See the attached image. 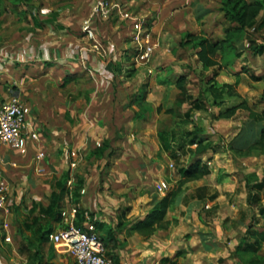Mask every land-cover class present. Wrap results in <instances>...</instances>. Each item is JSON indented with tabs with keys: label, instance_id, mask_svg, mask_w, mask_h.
<instances>
[{
	"label": "crops",
	"instance_id": "1",
	"mask_svg": "<svg viewBox=\"0 0 264 264\" xmlns=\"http://www.w3.org/2000/svg\"><path fill=\"white\" fill-rule=\"evenodd\" d=\"M115 1L144 17L157 42L146 68L135 74L133 70L125 80L111 78L122 75L127 67L126 59L130 57L124 49L129 45L131 20L116 14L91 19L95 38L108 46L104 54H99L91 45L94 41L82 31L95 2H64L66 7L62 2H41L36 24L31 22L29 31L14 33L12 53L0 48V82L38 70L45 77L65 76L70 83L84 67L95 72L92 84L96 89L91 97L63 99L66 106L61 112L62 128L48 125L44 132L64 136L62 151L68 159L71 141L74 148L85 149L91 146V139L98 143L103 137L105 158L75 163L82 180L78 204L84 210V224L93 218L112 228L114 240L105 247V255L113 264H155L158 258L176 264H264V242L255 243L254 235L255 231H264L263 199L258 195L260 200L251 203L249 196L254 183L264 184V173L260 176L257 170L247 167L257 161V155L242 153L259 139L264 120L242 115L245 109L241 107L233 113L228 111L242 101L248 105L264 102V78H252L264 76V51L256 53L250 48L251 42L264 46V9L246 28L248 32L238 44L240 55L234 62L205 69L198 57L199 48L186 47L189 57L182 54L180 42L185 32L212 40L224 37L228 21L223 18L221 0ZM33 3L38 2H30ZM58 6L64 7V14L59 13ZM203 24L208 33L202 32ZM192 75L196 83L190 84ZM212 75L217 83L233 89V94L218 104L202 97L203 82ZM178 76L185 77L187 93L200 99L201 107L181 97L176 85ZM81 102H88V108L80 109ZM37 112L47 114L41 108ZM48 114L55 116L54 111ZM236 118L243 121L236 124ZM176 123L179 127L173 131ZM184 124L188 127L186 132L180 130ZM36 129L42 131L39 126ZM159 129H169L183 139V152L178 151V157L185 158V162L179 167L199 160L208 172L187 180L176 172L167 174L165 159L170 158L163 151ZM200 139L204 140L202 144L206 140L220 142L221 151L198 152L193 141ZM31 142L24 152L0 143V177L7 184L9 206L8 212L0 210V264H74V257L63 245L50 241L48 235L74 223L76 204H63L58 221L41 213L59 179L53 175L57 162L53 156L46 164L40 159L34 162L33 155L39 157L35 148L38 141ZM173 151L168 150L170 154ZM32 170L34 175L29 173ZM180 180L185 184L183 191L163 217L170 222L169 228L156 233L155 244L144 241L133 224L149 214L153 199L174 190V183ZM72 182L69 179L67 184ZM158 184L165 186L164 193L156 190ZM248 247L253 251H248Z\"/></svg>",
	"mask_w": 264,
	"mask_h": 264
},
{
	"label": "rangeland",
	"instance_id": "2",
	"mask_svg": "<svg viewBox=\"0 0 264 264\" xmlns=\"http://www.w3.org/2000/svg\"><path fill=\"white\" fill-rule=\"evenodd\" d=\"M195 1H198V0H182V2H195ZM206 1L207 2H211V1L219 2L218 0H206ZM247 1L252 2L254 0H247ZM30 2H38V3L30 4ZM41 2H49V3L62 2L63 4H65V7H66V3L64 2H70L74 4H78V2H82V3L86 2V4H93L95 0H30L28 2H21L19 0H0V48L3 47L4 49L6 48L9 49V50H4L3 52L9 53L13 49L14 33H16L19 30L29 31L31 28L29 24L31 22H33L34 25L36 24V20L39 15V6ZM86 4L84 6H86ZM61 6H58V8L60 7L59 13L60 11H63L62 14H64V10H63L64 7H61ZM122 23L124 22L122 21ZM84 24L85 22L83 23V25ZM203 25L205 27L202 28V32L204 31L203 32L204 34L208 33L209 31H208L206 24H203ZM246 32L248 31L246 30ZM212 33H214V31H212ZM131 34H132V30L130 31L129 37L127 36L129 45L126 49H124L125 52H127L126 56H128L129 54L130 58L128 60L126 59L127 67L123 69L124 70L122 72L123 76L122 75L116 76V77L112 76L111 78L125 80V78H128L126 74L129 75L130 72H132L133 70H134L133 71L134 74L135 72L138 73L140 71L139 69L146 68L149 65V62L151 61V58L154 54L155 47L157 45V42L155 41L153 34L151 33L152 42L154 44L153 52L147 62H140V63H137L133 59L134 49H133V45L131 44ZM87 37L90 40L94 41V42H91V45L93 46L94 49L98 51L99 54H104L106 51V48L108 49V46H106L103 42L97 40V38L92 39L89 36ZM190 42L192 43L193 41H190ZM191 43H186L185 45H181L183 46V48L181 47L182 54H186L187 56L190 57L187 51L188 49H186V47L191 46ZM0 52H1V49H0ZM91 70H89L87 67L82 68L80 72L75 73V77H72V79L74 80H70V83L68 82L69 80H67V77L65 76L59 77L60 75L58 76L56 73H54L56 75L45 77L44 74H42V72L38 70L31 71L29 74H26V75L24 73L21 77H17V79H13L14 81L11 80L9 82L8 81H4L3 83L0 82V100L9 99L13 96H16L21 100L26 110L28 130L23 138L24 144L26 147L28 146L30 147V144L32 143L31 141L33 142L38 141L37 144L35 145V148L38 151V154H40L39 157H35L33 155L32 157L33 161L35 162L38 159H40L41 162L46 164L48 160H51L52 156L56 159L57 167L55 168L56 172L53 175L55 178H59L60 180H66L65 186H64V192L62 193V198L60 200L61 209H63V204H68V203L74 204L73 201L75 200V198H78V201L80 200V196L77 197L74 194L75 186L79 187L77 183H79L78 174H79L80 169H78L79 167L78 165H75L74 167H72L70 161L77 163L79 160H83V159L93 158L94 160L95 159L97 160L98 158H105L106 152H104V150L101 152L93 151L94 148H96L94 147L95 145L101 148L100 146L103 145V141H102L103 137L102 139L100 138L96 141L98 143L94 142L95 139H91V141H89L90 142L89 144H91V146L88 145L86 146L85 149H83L82 147L74 148L75 146H72L73 145L72 143L74 142L71 141L69 145L72 148L69 149L70 150L69 153L71 151H74V155L70 153L69 154L70 158L68 159V157L65 156L62 151V147L66 142L64 136L61 133L57 134L56 136L45 134L44 128H47L48 125H51L57 128H62L61 126H62L63 119H62L61 112L66 106V102H64L63 99H66V100L70 99L72 101H76V99L81 95L87 98V100L91 97V95L96 89V87L93 86L92 84V81L96 77L95 72L93 71V69ZM145 73L147 74V71H145ZM192 74L194 75V73ZM193 75L190 79V84L196 83L195 76ZM69 78L71 79L70 76ZM134 78L136 77L134 76L133 79ZM129 79H130L129 81L132 80V78H129ZM68 83L70 85H67ZM188 88L191 91L194 90L192 86H189ZM4 93L6 94V96L3 95ZM257 105L258 104L253 103V102L249 103V107L252 110H256L259 113H262L264 111V102L260 103L258 106ZM79 107L80 109L88 108V102L79 103ZM37 108H41V110H43V112L46 111L47 114L43 113L42 115L41 114L39 115V113L37 112ZM49 111H54L55 116L49 115L48 114ZM243 112L244 113L242 115H248L251 113V111L249 110H245ZM49 120L53 121L54 123L51 124V121ZM73 121L74 120H70L69 122L73 123ZM234 121L237 124L238 122H242L243 119L236 118ZM197 122L199 126L200 124L202 126V121L197 119ZM86 123H89V119H86ZM38 126L42 128V131L36 129V127ZM194 126H196V123H194ZM175 127H179V123H176V125L172 129L173 131L176 130ZM187 128H188L187 125L184 124L181 126L180 130L182 132H186V130H188ZM30 131L36 133L37 137L35 139H33L30 136ZM159 132H160L159 137L163 141V151L164 152L166 151L167 156L170 158V159L168 158L165 159L166 173L173 175L176 172V174L178 175L179 174L178 170L179 168H181L179 166H182L185 162V158L178 157L180 154L179 152L180 151L183 152V150L181 149L182 147H180V142L183 139H181L178 136V134H173L172 131H170L169 129H161V130L159 129ZM52 140H54V142ZM165 146H167V148L169 149L174 150L172 154L168 152V149H166ZM173 146L174 147L176 146L177 149H175ZM175 150L177 152H175ZM245 155L246 156L248 155L258 156L256 159L257 161L252 163L251 166H247V167L249 169L253 168L257 170L259 175L262 176V174L264 173V139L258 146L250 147L245 152ZM40 170H44V169L42 168ZM29 173L34 175L33 170ZM179 177H183V176L180 175ZM69 179H73V182L71 184H67V181ZM37 181L39 182V180ZM254 184H257V182ZM184 185L185 184H183L180 180L174 183L173 187H174V190L180 193L181 191H183ZM256 192H257L256 194H258L259 196L260 195L262 196L263 203L261 204H264V188L260 190H256ZM169 223L170 222H168L167 220H160L159 222H156V224L154 226H151L150 228L138 229V230H135V232L144 241H147L150 244H153V243L155 244L156 240H153V239L156 236V233L162 230H165L166 232L167 229L169 228V225H170ZM67 225H65V227Z\"/></svg>",
	"mask_w": 264,
	"mask_h": 264
},
{
	"label": "trees",
	"instance_id": "3",
	"mask_svg": "<svg viewBox=\"0 0 264 264\" xmlns=\"http://www.w3.org/2000/svg\"><path fill=\"white\" fill-rule=\"evenodd\" d=\"M21 2H28L30 0H19ZM222 1V7L220 8L223 12V18L228 21V26L225 28V35L222 39L217 40H211L205 35H193L190 32H185L183 34V38L181 40V45H185L186 43H191L190 41H193L191 43V47L199 48L198 51V57L201 61L203 67L206 69L211 65L218 64L220 67L222 65H231L235 58L240 55L238 52V44L243 40L245 34H246V28L250 26L254 20L255 17L258 15L261 9H264V0H254L252 2H249L247 0H221ZM250 48L254 52H263L264 46L254 44V42H251ZM255 80L263 79L264 76H252ZM185 77L184 76H178L176 80V85L180 90L181 97L183 99H190L193 102V105L195 107H201V103L198 102L200 99L196 98L193 99L192 96H190L185 88L184 85ZM202 97L207 98V100L211 104H218L221 103L222 100L225 98L226 95H232L233 89L231 85L227 84H219L215 80L214 75H212L208 80H204L203 87L201 88ZM264 99V94H263ZM237 107H241L245 110L251 111L250 114H248L249 117H251L255 121H263L264 120V111L262 113H259L256 110H252L249 105L242 101L238 103L237 105L231 107L228 109L230 113H233ZM228 111L223 112L228 113ZM264 139V125H262L260 129V137L259 139L253 143L251 146H249L244 152H245L253 146H258L262 140ZM204 141L203 139L196 141H193L197 144V151H203L205 149H211L213 152L221 151V144L220 142L215 143L210 140H206L204 144H202ZM106 144L103 143L102 146L94 148V152H101L105 149ZM166 149L167 146H165ZM93 152V153H94ZM95 155V154H94ZM208 172V168L205 164L201 163V161L197 160L193 164H191L188 167H181L178 170V173L185 177V179H197L202 177ZM67 178V177H66ZM65 178V179H66ZM66 180H60L58 179L55 183V186L53 190L50 193L49 203L46 207L41 208V213L44 214L47 218L58 221L60 219V200L62 198V193L64 192V186H65ZM80 182L82 180H79V183H77L80 186ZM263 182H257V184H253L249 188V196L251 199V203H257L260 200V197L258 194H256V190L263 189ZM77 187V188H76ZM74 194L75 196H80L78 193V186H75L74 188ZM178 195V192L176 190H172L168 192L166 195H164L160 199H153L152 201V208L149 212V214L142 220H138L135 222L132 226L134 230L142 229V228H150L151 226H154L156 222H159L160 220H163V217L165 213L167 212L168 208L172 206L174 203L176 197ZM75 205V225L86 228V225H84L85 217H84V210L79 206L78 198H75L73 201ZM261 214L264 216V208H261ZM94 227V230L98 233V231H103L105 234L100 235L104 246L106 247L108 243H110L112 240H114V235L112 228L108 225H106L103 222H100L99 220L91 218L89 221ZM255 235V243H258L259 241L264 242V231L261 232H254ZM251 249V250H250ZM254 248L248 247V251H253Z\"/></svg>",
	"mask_w": 264,
	"mask_h": 264
},
{
	"label": "built area",
	"instance_id": "4",
	"mask_svg": "<svg viewBox=\"0 0 264 264\" xmlns=\"http://www.w3.org/2000/svg\"><path fill=\"white\" fill-rule=\"evenodd\" d=\"M118 15L123 19L131 20V44L133 45V59L137 62H147L153 52L151 31L144 17L130 12L120 2L115 0H96L92 6L91 18L85 21L82 31L94 39V31L90 21L96 16L110 17ZM28 130L27 114L21 100L13 96L0 100V143L7 144L15 150L24 152V136ZM30 136L35 139L36 133L30 131ZM74 155V151L70 152ZM40 156V154H39ZM75 166V162H71ZM156 190L165 192V186L158 184ZM0 210L8 212L7 184L0 177ZM88 217L87 214H85ZM86 228L73 223L50 233L48 239L55 244L63 245L68 253L74 257V264H113L105 255V246L94 230L91 223L85 224ZM155 264H176L171 261L157 260Z\"/></svg>",
	"mask_w": 264,
	"mask_h": 264
}]
</instances>
